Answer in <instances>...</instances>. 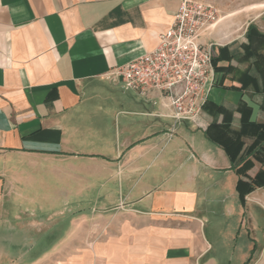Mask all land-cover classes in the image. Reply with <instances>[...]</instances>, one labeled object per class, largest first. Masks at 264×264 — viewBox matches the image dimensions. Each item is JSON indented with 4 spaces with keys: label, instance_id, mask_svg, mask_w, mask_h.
<instances>
[{
    "label": "crops",
    "instance_id": "0c3cea01",
    "mask_svg": "<svg viewBox=\"0 0 264 264\" xmlns=\"http://www.w3.org/2000/svg\"><path fill=\"white\" fill-rule=\"evenodd\" d=\"M204 1L220 22L199 42L225 70L176 123L112 74L154 50L176 0H0V264H264L258 222L231 215L264 188L243 204L213 141L242 103L264 123L263 73L239 61L264 0Z\"/></svg>",
    "mask_w": 264,
    "mask_h": 264
},
{
    "label": "built area",
    "instance_id": "2783aa9c",
    "mask_svg": "<svg viewBox=\"0 0 264 264\" xmlns=\"http://www.w3.org/2000/svg\"><path fill=\"white\" fill-rule=\"evenodd\" d=\"M178 8L169 28L157 36L154 50L112 74L125 91L158 99L180 123L194 120L214 83L213 53L199 42L220 22L219 10L204 0H176Z\"/></svg>",
    "mask_w": 264,
    "mask_h": 264
},
{
    "label": "trees",
    "instance_id": "16d2710c",
    "mask_svg": "<svg viewBox=\"0 0 264 264\" xmlns=\"http://www.w3.org/2000/svg\"><path fill=\"white\" fill-rule=\"evenodd\" d=\"M245 37L246 43L242 44L243 55L239 61H252L253 67L258 72H262L264 77V33H259L254 26H249ZM212 65L214 73L225 70L214 67V60ZM226 69L233 70L234 68L228 67ZM214 110L215 113H224L220 107H214ZM239 112L241 113L240 129L234 132L230 129L229 123L213 125L220 128V132L213 138V141L228 155L232 168L239 177L236 183V191L240 201L244 204L245 195L256 189L264 188V123L260 124L250 120L252 108L245 103L240 105ZM246 136L252 137L253 142L244 147L241 138ZM253 161L260 165V169L252 179L245 182L240 177H245L246 172L253 167ZM248 263L249 260L245 264Z\"/></svg>",
    "mask_w": 264,
    "mask_h": 264
},
{
    "label": "rangeland",
    "instance_id": "374dc122",
    "mask_svg": "<svg viewBox=\"0 0 264 264\" xmlns=\"http://www.w3.org/2000/svg\"><path fill=\"white\" fill-rule=\"evenodd\" d=\"M246 65L240 66V68H245ZM262 203H264V198H260L258 203L256 205L252 204H247V206L244 208L241 206L240 208V212L237 210L236 213H231L232 216L235 217H240L243 220V228H248L249 224H247L249 221V219H252V227H254V220H256V222H258L257 228L254 231V233L256 235H260L261 232H264V209L262 208ZM216 212H218V214L221 215H226L227 209L224 210V207L221 208L220 210H216ZM216 214V215H218ZM210 216L212 217L213 215L210 214ZM247 225H246V224ZM262 223V224H261ZM244 232V231H243ZM236 264V261L234 260V263Z\"/></svg>",
    "mask_w": 264,
    "mask_h": 264
}]
</instances>
